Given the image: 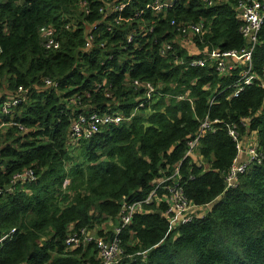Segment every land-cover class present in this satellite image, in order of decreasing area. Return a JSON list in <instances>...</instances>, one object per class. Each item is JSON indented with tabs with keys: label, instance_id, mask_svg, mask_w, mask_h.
<instances>
[{
	"label": "trees",
	"instance_id": "1",
	"mask_svg": "<svg viewBox=\"0 0 264 264\" xmlns=\"http://www.w3.org/2000/svg\"><path fill=\"white\" fill-rule=\"evenodd\" d=\"M149 1H133L122 14ZM235 1L204 6L179 0L164 16L144 11L137 22L152 30L129 43L123 34L141 24H120L109 32L106 17L90 28L105 0L0 2V103L20 96L0 121L26 129L11 125L0 132V264H100L91 241L63 244L79 230L93 231L92 238L115 236L121 254L114 264H264V91L250 83L232 96L237 70L219 75L210 64H188L199 56L190 52L193 47L243 46ZM171 18L199 21L202 29L189 35V48L172 42L160 54V42L173 33ZM44 25L53 28L56 49L42 46L38 30ZM256 36L250 59L259 73L264 19ZM130 78L152 83L154 94L145 98ZM91 113H119L121 119L73 141L71 120ZM205 116L217 122L198 137V162L184 152ZM230 124L238 135L245 124L254 131L260 154L234 187L224 188L223 175L236 155ZM25 168L33 180L11 181ZM174 168L177 185L196 207L189 221L171 223L161 215L165 204L153 199L115 233L122 205L154 188L160 198L164 183L157 181ZM105 221L111 229L97 227Z\"/></svg>",
	"mask_w": 264,
	"mask_h": 264
},
{
	"label": "built area",
	"instance_id": "2",
	"mask_svg": "<svg viewBox=\"0 0 264 264\" xmlns=\"http://www.w3.org/2000/svg\"><path fill=\"white\" fill-rule=\"evenodd\" d=\"M2 0H0L1 2ZM137 0H105L98 7L97 12L99 18L97 21L92 22L89 26L91 29H94L98 22H101L104 18L108 17L109 20L105 24L106 30L111 32L113 29L119 26L120 24H141L138 28H129L125 34H123L125 41L127 43L132 42L136 34H143L144 29L148 32H151L152 26L146 25L145 23H138L137 18L144 11H149L152 15L159 14L164 16L166 9L170 7L174 0H152L146 2L141 8L134 10L132 14L123 15V11L129 7L131 2ZM204 6L214 5L220 0H198ZM234 10L237 19L240 21L238 26V32L244 40V44L239 49H212L205 50L201 49L197 53L198 57L190 58L188 64L191 66H204L210 64L214 67V70L219 75L229 74L233 70H237V78L232 84V96L237 95L243 85L250 83H255L264 91V65L262 66L259 73H255L251 68V51L257 41V32L261 25L262 20L264 19V0H236L234 5ZM141 22V21H140ZM143 24V25H142ZM169 25L174 26V32L171 33V37L166 38L160 42V48L158 52L160 54L166 53V51L171 49L172 41L174 38H178L183 41L184 46L190 39V34L200 33L202 29V23H190V22H181L175 23L173 19L169 20ZM147 26V28H145ZM41 37V44L46 49H56L58 47V42L54 37L53 28L49 25L41 26L38 30ZM91 35H86V40L84 42V47L88 48L91 42ZM135 44V43H134ZM49 83V81H45ZM131 85L136 87H141L143 89V96L148 98L152 96L155 92V87L152 83L148 81H142L137 78H130ZM17 94L22 92V88L18 86L16 88ZM181 96H177V99H180ZM20 96H10L7 99H4L0 103V113L8 114L10 113L12 107L18 102ZM121 119L119 113H91L88 115H77L73 118L69 125V137L73 141L79 139L89 138L92 134L99 131V129L108 124H117ZM245 120H242L244 122ZM217 120H208L205 116L198 125V128L192 138L186 142V149L184 155H190L197 160L199 158L196 147L198 137L201 132L204 131H213L214 124ZM246 122V121H245ZM17 126L18 130H26L24 127L19 124L9 120L7 122L0 121V132L8 126ZM228 135L235 142V151L236 154H241V158H234L231 165L228 167L227 171L223 175L224 188L234 187L236 184L237 176L246 169L249 163L259 160L260 149L257 146L256 139H251L250 144L242 146L240 135H238L235 126L230 124L226 126ZM177 169H173L172 173L166 177H161L157 181V184L164 183L161 186V189L165 190L164 194L160 198H157L155 195V188L152 189L147 196L136 202L130 204L122 205L119 215V225L114 228L115 233L119 231V227L129 224L131 216L135 212L142 210V203H150L153 199H156L157 202L162 201L165 204V209L161 212V215L167 217L171 223L174 224H183L189 221L191 217V212L196 208L194 205L188 201L182 193V189L177 185ZM34 174L30 168L21 169L20 171L15 172L11 181H24V180H33ZM66 184V181L63 182V185ZM1 193V188H0ZM93 243V246L96 251V258L99 259L100 264H114L116 260L120 257L121 249L117 238L114 236L111 239L105 240L102 238H92V236L83 230H79V234L68 233L64 240L63 244L67 247H74L82 242Z\"/></svg>",
	"mask_w": 264,
	"mask_h": 264
},
{
	"label": "crops",
	"instance_id": "3",
	"mask_svg": "<svg viewBox=\"0 0 264 264\" xmlns=\"http://www.w3.org/2000/svg\"><path fill=\"white\" fill-rule=\"evenodd\" d=\"M220 2H226V0H220ZM219 3V2H218ZM191 45V41H190V39L188 38V41H187V43L185 44V46H187L188 48H189V46ZM199 50H201V49H196V48H192V50H190V52L192 51V52H195L196 54H197V52L199 51ZM252 135V136H251ZM251 139H256L255 138V132L254 131H249V130H247V128H246V124H245V130H244V132L240 135V140H241V144H242V146L244 147V146H246L249 142H250V140Z\"/></svg>",
	"mask_w": 264,
	"mask_h": 264
},
{
	"label": "rangeland",
	"instance_id": "4",
	"mask_svg": "<svg viewBox=\"0 0 264 264\" xmlns=\"http://www.w3.org/2000/svg\"><path fill=\"white\" fill-rule=\"evenodd\" d=\"M251 136H252V135H251ZM249 144H250V142H249ZM196 151H197V149H196ZM197 161L200 162L201 159L198 158ZM246 168H247V167H246ZM66 184H67V183H66ZM193 211H195V210H193ZM199 211H203V209L200 208ZM194 213H196V212H191L190 214L192 215V214H194ZM97 227H98V228H102L103 230H105V229L107 230V229H111V224H110L109 221H108V222L105 221V222H102L101 224H99ZM89 234H90V235H94L95 233H94L93 231H90Z\"/></svg>",
	"mask_w": 264,
	"mask_h": 264
},
{
	"label": "bare ground",
	"instance_id": "5",
	"mask_svg": "<svg viewBox=\"0 0 264 264\" xmlns=\"http://www.w3.org/2000/svg\"><path fill=\"white\" fill-rule=\"evenodd\" d=\"M177 1H179V0H174L173 3H172V5H173L175 2H177ZM172 5H171V6H172ZM171 6L168 7L167 9H170ZM167 9H166V10H167ZM171 19H173V18H171ZM169 20H170V19H169ZM173 20H174V19H173ZM174 22H175V23H181V21H176V20H174ZM170 27H172V26H170ZM172 30H174V26L172 27ZM173 32H174V31H173ZM190 41H191V39H190ZM172 42L175 43V44L184 45L183 41H181V40L178 39V38H174ZM172 42H171V43H172ZM191 43H192V42H191ZM255 44H256V43H255ZM235 157L238 158V159H240V158H241V154H238V155L236 154ZM235 157H234V158H235Z\"/></svg>",
	"mask_w": 264,
	"mask_h": 264
},
{
	"label": "water",
	"instance_id": "6",
	"mask_svg": "<svg viewBox=\"0 0 264 264\" xmlns=\"http://www.w3.org/2000/svg\"><path fill=\"white\" fill-rule=\"evenodd\" d=\"M6 188V187H5Z\"/></svg>",
	"mask_w": 264,
	"mask_h": 264
}]
</instances>
